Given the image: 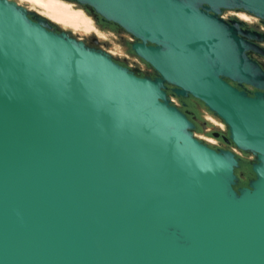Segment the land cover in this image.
Wrapping results in <instances>:
<instances>
[{"label": "water", "instance_id": "1", "mask_svg": "<svg viewBox=\"0 0 264 264\" xmlns=\"http://www.w3.org/2000/svg\"><path fill=\"white\" fill-rule=\"evenodd\" d=\"M130 35L136 76L0 0V264H264V88L242 9L264 0H74ZM202 103L251 154L192 136ZM218 136V134H214Z\"/></svg>", "mask_w": 264, "mask_h": 264}, {"label": "rangeland", "instance_id": "2", "mask_svg": "<svg viewBox=\"0 0 264 264\" xmlns=\"http://www.w3.org/2000/svg\"><path fill=\"white\" fill-rule=\"evenodd\" d=\"M11 1H14L17 6L23 8L28 14L44 19L55 31L63 32L85 46L107 54L114 62L127 68L136 76L154 77L153 71L130 51L129 46L134 42V39L130 35L114 24L101 20L89 8L76 4L74 0ZM52 5L78 14L85 22L72 26L54 18L48 10V7ZM246 16L251 22L258 23L257 18L249 15ZM260 27L263 28L262 25ZM168 97L169 100L171 98L173 106L179 109L183 106L181 104L184 103L186 105L185 108L191 111L192 117L188 120L193 124L191 131L193 137L212 148H222L225 146L221 136L228 137V130L218 117L207 110L199 101L191 97L179 98L171 95H168ZM213 133H218L220 136L216 139L213 137ZM225 148L232 151L240 160L239 168L235 170V175L238 177V187H243L248 180L254 178L250 167L253 156L237 150L233 145Z\"/></svg>", "mask_w": 264, "mask_h": 264}, {"label": "flooded vegetation", "instance_id": "3", "mask_svg": "<svg viewBox=\"0 0 264 264\" xmlns=\"http://www.w3.org/2000/svg\"><path fill=\"white\" fill-rule=\"evenodd\" d=\"M246 15L254 17L253 15L249 14L248 12H246V11H244L242 9L224 10V11L221 12V17L224 20H226L227 22H230V21H233V20L239 21V22H241L240 28L242 30L257 33L258 36L261 38V41H257V40H249V41L251 43H253L254 45H256L257 47H259L260 49L264 50V24L261 23V21L259 19H258V23H253L247 18ZM254 18H256V17H254ZM261 25L263 26V28L260 27ZM247 54H248L249 58L252 59L253 61H255L260 66L262 71L264 72V56L259 54V53H257V52H254V51H249V52H247ZM226 81L230 85L236 87L237 89L244 90L249 96H253L255 93H261V94H263V97H264V88L263 89H258L256 87L249 86V85H246V84L239 85V84L230 82L229 80H226ZM171 89H172L171 86H166V91H165L166 95L174 96L170 92ZM181 105H183L184 107L181 106V108H179L180 111L185 113L187 119L191 118L192 117L191 111L188 108L187 109L185 108L186 105L184 103H182ZM214 134H218V133H213V137L216 138V139L220 136V135H218V136L215 137ZM221 137H222L223 141H224V138H228V137H223V136H221ZM224 145L225 146L222 147V148H215V149L227 150L225 147H228L229 145H232V143L231 142H224Z\"/></svg>", "mask_w": 264, "mask_h": 264}, {"label": "bare ground", "instance_id": "4", "mask_svg": "<svg viewBox=\"0 0 264 264\" xmlns=\"http://www.w3.org/2000/svg\"><path fill=\"white\" fill-rule=\"evenodd\" d=\"M48 10L51 12L54 18L62 20L72 26H77L81 22H85L78 14L70 12L62 7L59 8L55 5H52L48 7Z\"/></svg>", "mask_w": 264, "mask_h": 264}, {"label": "built area", "instance_id": "5", "mask_svg": "<svg viewBox=\"0 0 264 264\" xmlns=\"http://www.w3.org/2000/svg\"><path fill=\"white\" fill-rule=\"evenodd\" d=\"M170 102H171V98H170Z\"/></svg>", "mask_w": 264, "mask_h": 264}, {"label": "trees", "instance_id": "6", "mask_svg": "<svg viewBox=\"0 0 264 264\" xmlns=\"http://www.w3.org/2000/svg\"><path fill=\"white\" fill-rule=\"evenodd\" d=\"M239 185H237V187H238Z\"/></svg>", "mask_w": 264, "mask_h": 264}]
</instances>
